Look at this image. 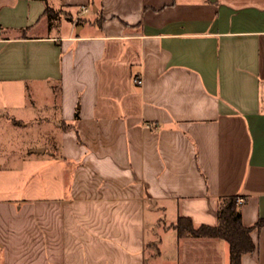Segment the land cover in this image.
<instances>
[{
    "label": "crops",
    "instance_id": "crops-1",
    "mask_svg": "<svg viewBox=\"0 0 264 264\" xmlns=\"http://www.w3.org/2000/svg\"><path fill=\"white\" fill-rule=\"evenodd\" d=\"M233 194L264 219V0H0V264H230L174 224Z\"/></svg>",
    "mask_w": 264,
    "mask_h": 264
},
{
    "label": "trees",
    "instance_id": "trees-1",
    "mask_svg": "<svg viewBox=\"0 0 264 264\" xmlns=\"http://www.w3.org/2000/svg\"><path fill=\"white\" fill-rule=\"evenodd\" d=\"M45 14L49 17H61L62 10L55 9L47 3ZM65 15L73 19L70 14ZM85 18L77 19V23H83ZM78 113L76 117H78ZM241 204L239 195H225L219 198L218 221L216 224H197L191 216L180 215L174 224L179 237H213L229 243L230 264H242V256L253 252L256 243L252 237V231L264 225V219L260 218L253 225H246L239 209Z\"/></svg>",
    "mask_w": 264,
    "mask_h": 264
},
{
    "label": "built area",
    "instance_id": "built-area-1",
    "mask_svg": "<svg viewBox=\"0 0 264 264\" xmlns=\"http://www.w3.org/2000/svg\"><path fill=\"white\" fill-rule=\"evenodd\" d=\"M82 11L83 12H88L89 8L87 6H82ZM135 82L140 84L142 82V78L140 76L136 77L135 78ZM240 201H242V198H240Z\"/></svg>",
    "mask_w": 264,
    "mask_h": 264
}]
</instances>
